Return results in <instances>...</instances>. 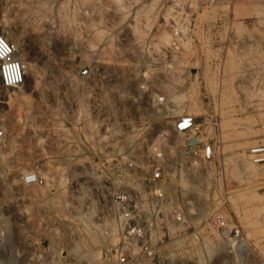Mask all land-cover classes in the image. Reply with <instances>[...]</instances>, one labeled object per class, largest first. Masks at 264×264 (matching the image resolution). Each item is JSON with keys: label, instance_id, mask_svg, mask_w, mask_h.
<instances>
[{"label": "rangeland", "instance_id": "rangeland-1", "mask_svg": "<svg viewBox=\"0 0 264 264\" xmlns=\"http://www.w3.org/2000/svg\"><path fill=\"white\" fill-rule=\"evenodd\" d=\"M174 27L188 47L165 56ZM0 34L26 71L20 86L0 84L1 264H138L146 246L164 264H264V164L247 157L264 140V0H0ZM166 58L174 72L154 86L167 104L155 106L141 75ZM211 117L218 127L206 122L202 138L215 139L213 156L192 167L174 131ZM164 132L175 165L162 210L176 203L186 222L126 240L109 195L140 185L111 161H142ZM92 208L99 230L86 241L80 219ZM217 210L239 228V248L210 222Z\"/></svg>", "mask_w": 264, "mask_h": 264}, {"label": "built area", "instance_id": "built-area-1", "mask_svg": "<svg viewBox=\"0 0 264 264\" xmlns=\"http://www.w3.org/2000/svg\"><path fill=\"white\" fill-rule=\"evenodd\" d=\"M169 46L165 50V56H172L173 53H181L186 50L188 42L186 34L180 27H174L170 31ZM17 46L4 35L0 34V84L3 87H14L23 83L25 79V65L17 54ZM159 64V65H157ZM149 66L142 72V83L140 89L150 91L153 96L151 102L155 106H165L166 96L155 89L158 81L157 72L165 75H172L174 72V62L171 58L150 62ZM160 68V69H159ZM211 116H216L213 113ZM210 122L213 129H217L218 121L216 117L209 120L193 119L188 127L182 131L174 132L182 138V146L179 148L181 154L187 157L189 165L197 167L204 160L210 161L214 153L215 139H203V125ZM5 132L0 129V143ZM164 142L152 141L148 144L145 159L137 162L128 155H120L111 161L112 167L121 172L116 175L123 179L136 181L140 188L129 187L113 190L108 199V210L121 226L123 237L133 242H151L158 237L160 232L167 228L168 222L185 223L182 207L176 203L171 204L170 212L164 215L162 208L171 202L167 194L165 182L163 180L169 176L175 158L169 157L165 146H173L171 133L161 135ZM211 148L210 155L207 149ZM248 159L255 164H264V140L258 141L247 148ZM38 181L36 173L25 174L23 182L32 184ZM210 222L216 225L224 238L241 237V232L236 224H229L228 219L219 210L210 217ZM168 229V228H167ZM7 243L4 231L0 226V251L5 250ZM143 246V245H142ZM239 248V247H237ZM141 259L138 264H164L159 254L151 246L141 248ZM1 264V263H0ZM17 264V262H15ZM28 264H38L37 259H33Z\"/></svg>", "mask_w": 264, "mask_h": 264}, {"label": "bare ground", "instance_id": "bare-ground-1", "mask_svg": "<svg viewBox=\"0 0 264 264\" xmlns=\"http://www.w3.org/2000/svg\"><path fill=\"white\" fill-rule=\"evenodd\" d=\"M25 74H26V71H25ZM23 82H24V80H23ZM21 84H19V85H17V86H14V87H18V86H20ZM1 155V158H0V161L1 162H3L4 160L6 161V159H7V157H8V153L7 152H5V153H3V154H0ZM8 160V159H7ZM250 161V160H249ZM251 162V161H250ZM252 163V162H251ZM253 164H255V163H253ZM256 165H259V164H256ZM261 165H263V164H261ZM251 173H253V171H255L256 169H259V168H257V167H254V166H251ZM95 208L93 209H90L89 210V212L86 214V215H84V218H82V219H80V220H82V224L84 225V229H83V231H84V239L87 241V240H94V237H95V234H96V231H97V229L99 230V225L98 224H96V223H94V221H93V215L95 214ZM81 222V221H80ZM116 225V224H115ZM114 225V226H115ZM120 226V225H119ZM115 227H117V225L115 226ZM113 226H112V229H110V232L111 233H116L117 231L115 230H113ZM6 232V240L9 242V238H8V234H9V230H7V231H5ZM11 237V236H10ZM12 238V237H11ZM242 239V237H239V238H235V237H231V238H229L228 240H234V241H236V243H234L233 244V246H234V249H236L237 247H240L241 245L239 244V241ZM81 248V247H80ZM236 252H237V250H235Z\"/></svg>", "mask_w": 264, "mask_h": 264}]
</instances>
